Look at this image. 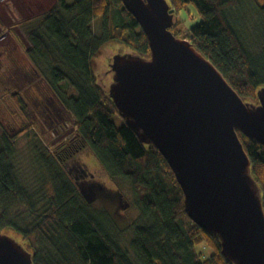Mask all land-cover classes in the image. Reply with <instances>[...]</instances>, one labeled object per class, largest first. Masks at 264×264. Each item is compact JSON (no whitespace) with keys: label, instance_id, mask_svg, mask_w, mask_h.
<instances>
[{"label":"trees","instance_id":"trees-1","mask_svg":"<svg viewBox=\"0 0 264 264\" xmlns=\"http://www.w3.org/2000/svg\"><path fill=\"white\" fill-rule=\"evenodd\" d=\"M169 1L177 16L172 31L189 38L246 101L258 102L264 86V0H251L259 14L256 49L248 46L235 18L244 0ZM189 5L201 20L185 29L179 12ZM19 24L30 42L28 58L75 120L77 134L48 157H37L41 187L33 191L21 174L15 142L27 127L10 135L0 121V233L17 234L34 264H235L223 254L221 239L188 215L184 190L162 152L143 143L120 115L109 94L110 64L104 74L95 70L103 48L111 45L115 53L150 56L148 36L123 0H55ZM13 98L31 126L25 101L20 94ZM239 135L264 196V145ZM90 153L100 168L90 167ZM108 177L130 184L139 210L127 225L133 231L128 247L92 207L97 200L120 210L127 205L125 192L109 186ZM24 208L37 213L35 224L23 226L10 217Z\"/></svg>","mask_w":264,"mask_h":264},{"label":"water","instance_id":"water-1","mask_svg":"<svg viewBox=\"0 0 264 264\" xmlns=\"http://www.w3.org/2000/svg\"><path fill=\"white\" fill-rule=\"evenodd\" d=\"M143 26L150 56L110 59V97L143 143L167 159L190 218L221 239L235 264H264V196L239 131L264 145V86L246 101L187 37L172 31L169 0H123ZM0 264H34L15 236L0 233Z\"/></svg>","mask_w":264,"mask_h":264},{"label":"rangeland","instance_id":"rangeland-1","mask_svg":"<svg viewBox=\"0 0 264 264\" xmlns=\"http://www.w3.org/2000/svg\"><path fill=\"white\" fill-rule=\"evenodd\" d=\"M72 1L69 0V2ZM50 7V0H0V121L10 135H15L20 130L23 132V129L27 127L25 133L15 138V142L21 174L33 191L41 187L37 157L40 154L48 157L56 145L72 139L77 134L75 120L28 58L26 49L30 42L19 24L20 21L48 10ZM179 18L185 29L201 20L193 5L181 10ZM235 18L248 46L256 49L259 45L257 26L259 14L254 3L251 0H244ZM99 27L100 19L95 22L97 32ZM111 46L104 47L101 58L94 63L95 70L100 74L108 70L107 65L115 54ZM14 94H20V98L28 107L32 118L29 127L30 122L18 107L13 98ZM115 121L118 125L122 124V118L119 115L115 116ZM86 159L91 168L101 167L94 153L88 154ZM106 181L109 186L120 187L125 192L127 205L120 210L115 203L97 200L92 207L98 214L101 213L107 217L119 243L128 247L133 231L127 225L139 217V210L135 205L133 192L128 182L110 177ZM42 205L41 203L38 209ZM13 216L21 225L27 226L35 224L37 213L24 208L22 213H10V217ZM7 233L18 237L14 232ZM199 250H202V247H199ZM206 253L211 254L212 251L207 249Z\"/></svg>","mask_w":264,"mask_h":264},{"label":"crops","instance_id":"crops-1","mask_svg":"<svg viewBox=\"0 0 264 264\" xmlns=\"http://www.w3.org/2000/svg\"><path fill=\"white\" fill-rule=\"evenodd\" d=\"M50 3H51V7L53 6V4L55 3V0H50ZM36 5V4H35ZM50 7V8H51Z\"/></svg>","mask_w":264,"mask_h":264}]
</instances>
